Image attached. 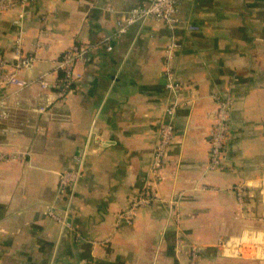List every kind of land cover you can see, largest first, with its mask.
Masks as SVG:
<instances>
[{
  "label": "crops",
  "instance_id": "crops-1",
  "mask_svg": "<svg viewBox=\"0 0 264 264\" xmlns=\"http://www.w3.org/2000/svg\"><path fill=\"white\" fill-rule=\"evenodd\" d=\"M5 1L14 5L0 10V59L12 71L19 38L35 61L18 72L31 85L0 87V155L13 158L0 162V264H188L192 247L197 264H264V202L252 185L264 173V0H180L174 139L158 201L130 222L121 215L150 177L170 100L169 30L148 20L114 36L116 18L152 0ZM106 36L111 51L97 45ZM76 44L93 48L60 100L37 80L55 85L53 62ZM226 90L222 168L209 172L212 96ZM75 169L73 198L60 196L59 174Z\"/></svg>",
  "mask_w": 264,
  "mask_h": 264
},
{
  "label": "built area",
  "instance_id": "built-area-1",
  "mask_svg": "<svg viewBox=\"0 0 264 264\" xmlns=\"http://www.w3.org/2000/svg\"><path fill=\"white\" fill-rule=\"evenodd\" d=\"M31 0H17L20 4H26ZM14 3L0 0V10L12 8ZM179 7L180 0H152L145 7L137 6L124 12L120 17L116 18V30L114 36L122 35L127 30L135 25L144 23L148 20H153L161 23L169 30V37L164 49L163 58V77L165 79V89L169 93L170 100L165 108V119L158 125V142L155 147L153 158L149 170L150 177L145 180L142 190L132 200L129 207L121 215V218L130 222L132 214L136 209L147 207L158 201L156 188L161 180L162 168L166 150L174 139V123L173 119L177 107L180 105L178 99L180 87L175 80L173 62L180 48L178 36L175 31L179 25ZM196 30L195 28H189ZM113 36H106L99 40L97 45L104 46L106 51H111L110 41ZM93 46L89 44H76L65 51L61 57L53 62V71L61 74V78L52 85L46 77L37 80L42 90L48 91L50 88H55L56 98L62 100L69 92H71L74 82L79 78L74 71L77 64L84 63ZM14 66L12 71L6 69L5 63L0 59V87L12 86L17 91L28 87L29 81L22 80L18 77V72L22 69L29 68L35 61L34 57H25L22 54L21 40L18 38L13 50ZM212 99L215 104L213 112L214 123L209 131L210 153L207 170L209 172H217L222 168L223 154L226 147V139L229 132L228 118L232 106V93L226 90L223 93L214 94ZM8 118L7 102L4 99L0 100V122ZM10 157L0 155V162L8 161ZM81 158L74 159L75 163L80 165ZM80 176V169L61 172L58 176V193L66 198H73L74 189L77 185ZM259 189L260 197L264 202V173L257 183L252 184ZM247 185L235 186L236 198L240 203L245 195L244 188ZM253 186V187H254ZM178 200L172 204L177 205ZM50 216L62 226L70 228V224L64 219L50 213ZM254 233V232H251ZM251 242H256V239H251ZM227 243L221 244V246ZM262 248L264 243L261 242ZM189 261L188 264H197V252L195 248L188 249Z\"/></svg>",
  "mask_w": 264,
  "mask_h": 264
},
{
  "label": "trees",
  "instance_id": "trees-1",
  "mask_svg": "<svg viewBox=\"0 0 264 264\" xmlns=\"http://www.w3.org/2000/svg\"><path fill=\"white\" fill-rule=\"evenodd\" d=\"M176 35V34H175ZM177 36V35H176ZM61 76V75H60Z\"/></svg>",
  "mask_w": 264,
  "mask_h": 264
}]
</instances>
